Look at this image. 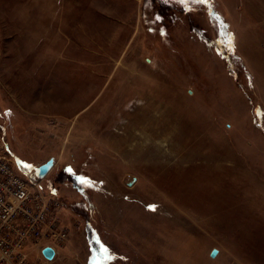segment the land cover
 Segmentation results:
<instances>
[{
    "label": "rangeland",
    "instance_id": "374dc122",
    "mask_svg": "<svg viewBox=\"0 0 264 264\" xmlns=\"http://www.w3.org/2000/svg\"><path fill=\"white\" fill-rule=\"evenodd\" d=\"M0 160L69 228L29 264H264V0H0Z\"/></svg>",
    "mask_w": 264,
    "mask_h": 264
},
{
    "label": "built area",
    "instance_id": "2783aa9c",
    "mask_svg": "<svg viewBox=\"0 0 264 264\" xmlns=\"http://www.w3.org/2000/svg\"><path fill=\"white\" fill-rule=\"evenodd\" d=\"M47 195L38 182L0 160V264H29L28 243L38 246L41 239L68 235V226L59 221L62 203L54 194Z\"/></svg>",
    "mask_w": 264,
    "mask_h": 264
},
{
    "label": "crops",
    "instance_id": "0c3cea01",
    "mask_svg": "<svg viewBox=\"0 0 264 264\" xmlns=\"http://www.w3.org/2000/svg\"><path fill=\"white\" fill-rule=\"evenodd\" d=\"M70 235V232H69ZM73 237H75L74 232L71 234ZM50 245L54 249V255L51 259H47V261H44L43 258H45L42 253L41 256L37 254L35 257L34 262L35 264H91L86 260L84 262L81 261L82 256H78V252L82 251L83 248H78L75 245H65V246H59L57 243L49 242L42 244L44 245ZM42 246L40 247V252L42 249ZM29 252V251H28ZM31 252V251H30ZM43 257V258H42ZM80 258V260H79ZM101 264H107L105 261Z\"/></svg>",
    "mask_w": 264,
    "mask_h": 264
},
{
    "label": "water",
    "instance_id": "95a60500",
    "mask_svg": "<svg viewBox=\"0 0 264 264\" xmlns=\"http://www.w3.org/2000/svg\"><path fill=\"white\" fill-rule=\"evenodd\" d=\"M52 163L53 162L50 159V160L46 161L45 163L39 165L38 167L34 168L35 175L39 178L44 177V175L51 168ZM41 253L46 259H51L54 255V249L49 245H45L42 247ZM213 254H214V250L212 251L211 255H213Z\"/></svg>",
    "mask_w": 264,
    "mask_h": 264
},
{
    "label": "snow or ice",
    "instance_id": "6c2138e0",
    "mask_svg": "<svg viewBox=\"0 0 264 264\" xmlns=\"http://www.w3.org/2000/svg\"><path fill=\"white\" fill-rule=\"evenodd\" d=\"M182 2H183V0H182ZM198 2H200V3H206L207 0H198ZM68 171H71V169H68ZM79 180H80L81 183L90 184V182L86 178H84V177H80ZM149 207L154 209L155 206L154 205H150ZM102 251H105L106 252L107 249L106 248H102Z\"/></svg>",
    "mask_w": 264,
    "mask_h": 264
}]
</instances>
